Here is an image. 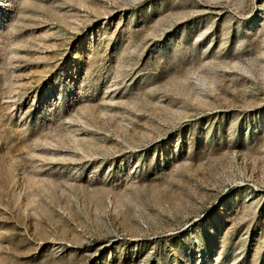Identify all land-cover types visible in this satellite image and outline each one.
<instances>
[{
	"label": "rangeland",
	"instance_id": "1",
	"mask_svg": "<svg viewBox=\"0 0 264 264\" xmlns=\"http://www.w3.org/2000/svg\"><path fill=\"white\" fill-rule=\"evenodd\" d=\"M0 264H264V0H0Z\"/></svg>",
	"mask_w": 264,
	"mask_h": 264
}]
</instances>
